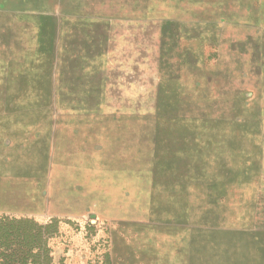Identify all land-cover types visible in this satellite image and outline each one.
<instances>
[{"label": "rangeland", "instance_id": "374dc122", "mask_svg": "<svg viewBox=\"0 0 264 264\" xmlns=\"http://www.w3.org/2000/svg\"><path fill=\"white\" fill-rule=\"evenodd\" d=\"M0 214L53 264H264V0H0Z\"/></svg>", "mask_w": 264, "mask_h": 264}, {"label": "trees", "instance_id": "16d2710c", "mask_svg": "<svg viewBox=\"0 0 264 264\" xmlns=\"http://www.w3.org/2000/svg\"><path fill=\"white\" fill-rule=\"evenodd\" d=\"M59 219L43 224L34 218L0 214V264H53L50 239Z\"/></svg>", "mask_w": 264, "mask_h": 264}, {"label": "crops", "instance_id": "0c3cea01", "mask_svg": "<svg viewBox=\"0 0 264 264\" xmlns=\"http://www.w3.org/2000/svg\"><path fill=\"white\" fill-rule=\"evenodd\" d=\"M104 81H106L105 80V78L103 79V81H102V83H104ZM82 95L83 96H85V92H83L82 91ZM105 116L103 115V116H101L100 117V115H91V117H88L87 115H80V116H78V115H76L75 117H70L69 115L67 116V115H63L62 117H61V119L62 118H67V119H69V120H72V121H74L75 123H77L78 122V124L79 125H74V127H72V131L73 132H93L94 133V131L95 132H97V127L96 126H93V127H89V125H84L83 123H86V122H93V121H101V122H105V118H104ZM55 118H56V116H55ZM94 118H97V119H94ZM63 120V119H62ZM66 120V119H65ZM64 120V121H65ZM56 121H58V120H56ZM126 121H129V124H126V123H123V122H126ZM123 123V124H121V125H115V126H118L119 128H121L122 130L123 129H125V131H127V130H131L132 129V127H133V130H137V121H136V119L134 118V119H130V120H126V119H124V120H121L120 121V123ZM132 122H133V124H132ZM68 125H65L64 126V130H67V129H69V127H67ZM110 127V126H109ZM106 129H107V126H106V124H103L102 126H101V131H102V133L103 132H106ZM76 143H79V145L82 147V146H84L85 145V143H84V141H75ZM54 145V140H53V143H52V146ZM62 145L63 146H65V147H70V146H73L74 144L73 143H71L70 141H64L63 143H62ZM77 145V144H76ZM71 162V161H70ZM70 162H68L67 160H65V161H62V164L63 165H65V166H70Z\"/></svg>", "mask_w": 264, "mask_h": 264}]
</instances>
